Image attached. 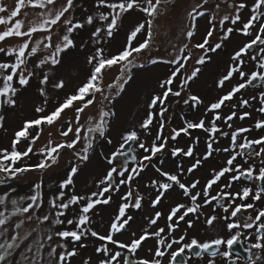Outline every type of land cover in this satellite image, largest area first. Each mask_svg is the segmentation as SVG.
Here are the masks:
<instances>
[{"label": "snow or ice", "instance_id": "1", "mask_svg": "<svg viewBox=\"0 0 264 264\" xmlns=\"http://www.w3.org/2000/svg\"><path fill=\"white\" fill-rule=\"evenodd\" d=\"M165 4L167 0H95L91 13L85 11L75 18L76 0H13L11 7L0 0V129L7 134L0 143V185L7 186L0 189V264H17V256L23 264H71L78 255L77 245L86 247L83 241L88 237L99 242L94 248L98 255L82 259L81 264H191L190 256L205 259L206 264H217V258L221 264L264 262V204L260 203L264 201V0H236L231 11L219 19L214 12L208 15L211 0H199L185 13L187 23L179 42L170 44L168 53L146 60L145 54L154 45L155 20ZM219 8L216 3L215 9ZM130 11L144 18L127 33L120 48L106 52L104 41L114 36L121 18ZM205 16L209 26L197 41L198 19ZM86 26L93 28L89 36L93 47L89 50L85 43L79 47L89 71L68 89L57 69L66 52L77 47L74 33ZM234 32L244 39L233 48L230 62L216 80L219 94L205 102L191 91L190 82L211 60L209 54L221 49ZM145 60L168 68L145 103V115L119 133L112 149L99 152L105 167L95 182L96 190L86 195L70 191L97 141L114 144L109 134L111 119L116 117L112 98L125 90L134 79L133 69H143ZM113 69L117 74L106 83ZM33 80L36 99L32 114L22 116L17 127L5 129L4 109L17 108L20 90ZM248 88L255 89L251 101H256L257 117L243 126L235 120L252 118L250 100L237 97ZM170 98L190 109L203 108L196 117L181 116L183 123L165 134ZM45 126L55 131H49L46 143L36 148ZM194 130H200L206 139L202 142ZM142 133L151 139H142ZM182 135L190 142L181 145L178 138ZM220 138L228 140L222 149L216 146ZM170 142L175 143L169 149ZM64 150L73 159L47 198V212H36L45 203L43 180L34 182L29 193L19 198L23 204L11 198L17 190L10 180L55 166ZM220 151L227 154L222 164L213 166L204 178L197 177L200 167ZM166 154L189 159L183 167L176 165L169 171L163 167ZM33 156L38 160L27 163ZM158 156L160 166L153 163ZM149 168L156 178L149 177L144 186L151 191L146 201L144 191L134 188L133 182ZM186 174H191L188 179H184ZM122 186L127 190L122 191ZM177 189L185 199H173L169 194ZM113 193L119 196L104 231L94 230L90 227L93 212L98 206L112 204ZM165 198L169 204L159 209ZM145 202L151 206L145 223L134 229L129 212L141 209ZM69 211L71 217L66 215ZM20 215L24 220L13 230L12 221ZM162 217L164 227L158 224ZM25 220L32 222L31 232L21 227ZM181 222L186 225L183 229ZM198 223L208 228L218 223L220 231L202 241L189 231ZM150 239L147 255H140ZM244 241L248 246L243 247L246 255L242 256L235 246ZM69 242H73L71 247Z\"/></svg>", "mask_w": 264, "mask_h": 264}, {"label": "rangeland", "instance_id": "2", "mask_svg": "<svg viewBox=\"0 0 264 264\" xmlns=\"http://www.w3.org/2000/svg\"><path fill=\"white\" fill-rule=\"evenodd\" d=\"M199 0H167V4L161 6L160 13L155 20L156 31H155V39L154 45L152 49L145 54L146 60L150 59L152 56L160 54L164 55L170 51V44L177 43L181 39V33L184 30L186 20V11L189 10L195 3H198ZM3 3L12 6L13 0H3ZM95 4V0H76V9L73 10V15L75 18H81L83 13L87 11L88 13L92 12L93 6ZM211 9L208 12V15L213 14V12L217 15L219 19L220 16L223 15V10H216L213 2H211ZM247 15V13H245ZM31 18V17H30ZM143 14L130 11L125 14L120 22L119 28L114 32V36L112 38H108L104 41L106 52H114L126 41L127 33L134 27L141 19H143ZM207 16L202 19H198V27L196 32V40L199 41L201 37L205 34L207 29ZM226 26H231L230 22L226 23ZM0 30H3L0 27ZM93 30L92 26H86L84 29L78 30L74 33V40L76 42L77 47L66 52L64 56L63 64L57 69V71L66 79L68 84V89H71L78 81L83 80L89 71V66L85 60L84 50L80 49L79 45L81 43H85L89 45V50L93 47L89 41L90 32ZM220 35V31L218 30L216 33L217 38ZM244 37L241 33L234 32L231 38L225 41L221 47V49L217 50L216 53H210L211 60L206 62L205 65L201 66V73L198 78H196L191 83V91L195 94H198L205 102L212 100L219 94V89L216 86V80L218 76L224 72L227 64L230 62V56L232 54L233 48L243 40ZM218 42V39L213 40V43ZM145 60L143 69H133L134 79L129 82L126 86L125 90L121 92L120 95L114 96L112 98V104L114 105L113 110L116 112V117L111 119V128H110V136L113 139V145H107L103 141H97L95 151L90 153V161L85 162L80 166V171L74 178V186L70 189L75 193L86 195L91 191L96 190L95 182L101 178L103 169L105 167L103 160L99 157L100 151H108L112 149L114 145L119 140V133L125 129L132 127L137 124V122L145 115V103L149 97V95L157 88L158 78H162L164 74L168 71L167 66L163 64H157L155 66L148 64ZM117 74V70L113 69L108 77H106V83L111 82V79H114ZM36 81L33 80L31 85L26 86L24 89L20 90V95L18 97V106L15 109H4V114L7 119L5 121L4 127L5 129H13L19 125L20 119L22 116H28L32 114L34 108V102L36 99ZM66 89V90H68ZM255 90V89H254ZM254 90L247 89L245 94H242L243 97L250 99L254 93ZM250 93V94H248ZM59 95V93L55 94ZM55 95L52 96V99H55ZM239 96L237 97V100ZM235 100L233 101V103ZM169 110L165 114L166 121V130L165 134L172 127H179L183 121L180 119L181 116H186L188 118H193L200 115V109L203 108V105L200 106V109H190L188 106L183 105L182 102H175V98H170L168 101ZM256 106V101H250L248 105L249 110L252 111V118L246 119L245 121L235 120L236 124L246 126V123L249 125L253 122V120L257 117V114L254 110ZM227 109H225L226 111ZM91 111V110H90ZM70 115V113H69ZM254 117V118H253ZM235 119V118H234ZM222 127H224L222 125ZM224 130L227 131V128L224 127ZM55 131L54 129H50L45 126V130L43 136L39 143L35 146L39 148L41 145L45 144L48 138V132ZM205 135L198 131L194 130V134ZM6 133L3 129H0V143H4L6 140ZM142 139L146 138L148 140L151 139L150 136L145 137L144 134H141ZM56 138L55 136L53 137ZM178 141L181 145L190 142L188 137H184L183 135L178 138ZM175 142L169 143V149L173 146ZM227 139L223 141L220 146H227ZM219 146L218 144L216 145ZM219 146V147H220ZM203 147V144L197 145V155L200 154L199 149ZM221 148V147H220ZM221 148V149H222ZM221 152V151H220ZM215 152V158L211 157L210 160L206 161L202 166L203 171H199L196 173L201 175H206V172L209 173L213 166L220 165L219 159L225 157L227 154L224 152ZM217 156V157H216ZM73 158L68 150H64L60 157L58 158L57 164L52 166L43 172L33 171L29 173L21 174L18 178L10 180L8 183L12 188H15L17 191L14 195L11 196L12 199H17L20 204H23L24 201L20 200L21 196H24L29 193V190L32 184L36 181L43 180V199L45 203L41 208L36 209L37 213H45L47 212V198L53 194V192L57 189L59 181L64 177L65 172L68 168L69 162ZM189 158H175L170 155H165V161L163 163V167L165 170L172 171L176 164L181 167L184 166V162ZM38 160V157L33 156L31 160L26 161L27 163H35ZM159 156L153 161V163H159ZM219 161V163H218ZM177 162V163H176ZM179 162V163H178ZM149 177L156 178V174H154V170L149 168L146 169L140 177H138L133 182V187L138 188L144 191L145 200L151 197V191L145 190L144 186L149 182ZM189 177V176H188ZM188 179V178H184ZM146 183V184H145ZM6 185H0V189L6 188ZM126 187L122 186V191H126ZM178 191V190H177ZM172 193L170 191V195H172L173 199L175 198V194L178 192ZM0 195H3V192L0 191ZM119 194L113 193V201L112 204L108 206H98L97 209L92 214V227L94 230H98L103 232L105 226L108 223V220L112 214L113 208L116 206V202L118 200ZM169 204V200L165 198L159 209H165ZM10 206V201H9ZM150 205L145 202L141 209L130 210L129 214L133 215L134 221L132 223V227L134 229L139 230L145 221L144 216L147 214V211L150 210ZM3 209V206H0V210ZM10 210V208H9ZM72 212L69 211L66 213L68 217L72 216ZM163 218V217H162ZM161 218V219H162ZM158 221V224L162 222L164 227L165 219ZM24 220V216L20 215L15 220L12 221V229H15L17 224H20V221ZM30 223L28 221H24L21 227L26 232H31ZM182 225V224H181ZM34 227L35 225L32 224ZM46 230L48 228L47 223L43 226ZM58 227V226H57ZM53 243H56L54 240ZM73 242H69V247H71ZM83 243L87 246L84 248H80L77 245L78 255L71 259V264H81L82 259H87L92 256H96L94 252V248L99 246V242L95 240V238L88 237ZM152 244V240H148L142 249L140 250V255H144L148 246ZM17 264H23V260L21 257L17 256ZM10 264V262H9ZM50 264V262H48Z\"/></svg>", "mask_w": 264, "mask_h": 264}, {"label": "flooded vegetation", "instance_id": "3", "mask_svg": "<svg viewBox=\"0 0 264 264\" xmlns=\"http://www.w3.org/2000/svg\"><path fill=\"white\" fill-rule=\"evenodd\" d=\"M211 2H213V4H214V6H215V4L216 3H219L220 4V8L218 9V10H220V9H222L223 10V15H225V14H228L230 11H231V7H230V5H232L234 2H236V0H211ZM225 23H227V22H225ZM209 26V25H208ZM207 26V27H208ZM206 33V32H205ZM192 82H190V84H191ZM249 90L251 89H253V88H248ZM254 90V89H253ZM255 91V90H254ZM245 92H247V89H245V90H243L242 91V93L240 94V96H239V98H241V97H243V95L242 94H245ZM248 94H250V93H248ZM243 98H245V97H243ZM250 101H251V98L249 99ZM236 102V101H235ZM234 102V103H235ZM254 118V117H253ZM238 123H240L239 121H237ZM223 124H222V122H221V126H222ZM196 132H198V131H200V130H195ZM196 135H197V133H196ZM200 139H201V141L203 142L205 139H206V136L204 137V136H202V135H200ZM225 139H227V138H220L218 141H217V144L220 146V144L222 145V143H223V141H225ZM227 142H228V140H227ZM203 144V143H202ZM218 146V147H219ZM220 154H222V153H220ZM215 156V154H213V156L212 157H214ZM217 157V156H216ZM226 157V156H225ZM215 158V157H214ZM222 158H224V157H222ZM222 158H220L219 159V161H220V164H222V162H223V159ZM210 160V159H209ZM219 161H218V163H219ZM177 163V162H176ZM177 165V164H176ZM202 166H204V165H202ZM202 166L200 167V169H199V171H203V169H202ZM198 171V172H199ZM207 172H206V175H199V174H197V177H199V178H204L205 176H207ZM189 175H191V174H186L185 176H184V178H188V176ZM243 183V182H242ZM146 184V183H145ZM148 184V183H147ZM241 185H235L234 187L235 188H238V187H240ZM178 191V193L177 194H175V198L177 199H180V200H183V199H185V198H183L182 196H181V194H180V190L179 189H177ZM261 204H264V201H261L260 202ZM246 215V214H245ZM160 224V226H163L162 225V223H159ZM181 228L183 229V228H185L186 227V225L185 224H183V222H181ZM190 231V235H194V236H197L200 240H205V239H209V238H212V237H214L216 234H217V232H219L220 231V225L217 223V225L214 227V228H208L206 225H204L203 223H198V224H196V226L193 228V229H191V230H189ZM246 246H248V242L247 241H244L243 243H242V245H236L235 246V251H237V252H239L242 256H244V255H246L244 252H243V247H246ZM143 255V254H142ZM144 255H147V253H144ZM185 255H189L190 256V254L189 253H186ZM179 259V258H178ZM190 260H191V264H206V260L205 259H202V258H200V257H195V256H190ZM217 264H221V260H220V258H217ZM240 264H243V261H241L240 262ZM262 264H264V262H262Z\"/></svg>", "mask_w": 264, "mask_h": 264}]
</instances>
